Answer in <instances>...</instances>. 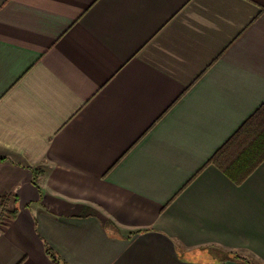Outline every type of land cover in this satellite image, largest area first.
Instances as JSON below:
<instances>
[{
	"label": "crops",
	"instance_id": "0c3cea01",
	"mask_svg": "<svg viewBox=\"0 0 264 264\" xmlns=\"http://www.w3.org/2000/svg\"><path fill=\"white\" fill-rule=\"evenodd\" d=\"M262 102L264 0H0V264H264Z\"/></svg>",
	"mask_w": 264,
	"mask_h": 264
},
{
	"label": "trees",
	"instance_id": "16d2710c",
	"mask_svg": "<svg viewBox=\"0 0 264 264\" xmlns=\"http://www.w3.org/2000/svg\"><path fill=\"white\" fill-rule=\"evenodd\" d=\"M209 161L236 184L244 181L264 161V102ZM13 216L14 213L8 217Z\"/></svg>",
	"mask_w": 264,
	"mask_h": 264
}]
</instances>
